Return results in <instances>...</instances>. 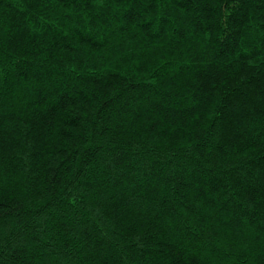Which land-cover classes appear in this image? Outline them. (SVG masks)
I'll return each instance as SVG.
<instances>
[{"label":"trees","instance_id":"1","mask_svg":"<svg viewBox=\"0 0 264 264\" xmlns=\"http://www.w3.org/2000/svg\"><path fill=\"white\" fill-rule=\"evenodd\" d=\"M4 2L11 4V0ZM25 2L27 9L0 11V52L9 47L22 52L12 67L0 71L8 72L15 83L29 78L43 82L33 91L51 104L47 109L50 131L44 140L47 151L63 154L61 138L80 127L82 113H76L73 105L83 91L74 94L72 83L99 79L103 86L114 83L118 88L151 83L156 89L154 99L145 104L136 121L138 129L132 131L142 132L146 124L151 126L152 118L160 117L162 122L155 124L159 139L177 152L168 161V175H152L149 167L144 177L179 188L191 201L186 210L203 221L201 231L227 238L233 250L227 253L231 264H264V211H259L264 207V4L222 0L223 8L198 5L199 15L193 20L188 13L193 12L194 0H173L180 11L173 15L166 9L157 22L156 12L145 16L142 0ZM230 5L234 11L225 28L222 13ZM134 16L141 18L138 30L130 32L126 24L113 26ZM103 86L93 95L101 107ZM146 92L124 87L123 94L139 99ZM6 134L0 129V137ZM92 135L102 136V129ZM97 151L93 162L102 175L119 167L131 173L140 166L131 149L124 158L103 145ZM29 171L28 178L13 174L7 181L24 185L46 201L39 215L23 222L26 239L38 249L53 243L63 249L87 247L99 236V222L113 212L124 219L131 212L139 220L138 210L108 195L116 194L113 188L102 193L103 186L90 180L92 199L79 201L78 208L74 197L65 199L64 176L43 164ZM142 191L154 195L148 182ZM13 192L8 198L16 199ZM97 197H102L99 203ZM129 226H134L131 220ZM36 256L24 246L10 256L0 253V264H39Z\"/></svg>","mask_w":264,"mask_h":264},{"label":"clouds","instance_id":"2","mask_svg":"<svg viewBox=\"0 0 264 264\" xmlns=\"http://www.w3.org/2000/svg\"><path fill=\"white\" fill-rule=\"evenodd\" d=\"M81 2L87 3V0ZM104 2L107 3V0ZM259 2L264 4V0ZM149 5L153 7L149 9ZM198 5L223 8L222 0H194L193 12L188 13L193 20L199 15L195 12ZM14 8L27 9L28 4L25 0H11V4L0 0V11H12ZM166 9L171 10L173 15L180 11L173 7V0H142L141 10H147L145 16L156 12L157 22L159 17L166 14ZM232 11L234 9L230 5L222 13L221 23L225 28L228 25L224 22ZM140 23L141 18L134 16L130 22L121 19L113 26L126 24L131 32L138 30ZM21 55L22 52L13 51L10 47L0 52V69L12 67ZM42 83L32 78L15 83L8 72L0 71V129L7 132L0 137V176L4 177L0 180V253L10 256L16 249L26 246L30 253H37L39 264H193V258L196 264H207L208 261L211 264H231L227 253L233 250L228 247L227 238L223 234L214 236L201 231L203 221L199 215L186 210L191 201L179 188L149 182L144 177L149 167L152 175H168L171 171L168 161L173 160L177 152V149L167 147V142L159 139L155 124L162 122L160 117L152 118L151 126L146 124L142 132L132 131L138 129L136 121L143 114L145 104L154 99L156 89L151 83L133 82L120 88L114 83L103 86L99 79L72 83L74 94L83 91V96H78L73 105L76 113H82V120L80 127L72 129L67 138H61L65 149L63 154L47 151L44 146L50 131L47 109L51 104L44 102V98L33 91V87L39 90ZM101 86L106 88L103 107L99 98H93ZM124 87L146 89L147 92L137 99L131 94L125 96ZM64 90H69L67 85ZM48 94L52 95L50 88ZM105 109H110L107 115L104 114ZM98 128L102 129L103 135L93 136L92 132ZM102 145L120 158H124L131 149L140 166L131 173L119 167L102 175L93 162V153L98 152ZM188 150L187 147L184 149ZM40 164L67 179L65 199L74 197L73 203L78 208L79 201L92 199L90 192L94 190V185L87 182L94 180L96 186H103L100 189L102 193L106 188L115 189L114 196L110 192L108 195L113 200L119 197L120 201L127 202L128 207L138 210L139 220L131 212L128 219H124L118 211L105 216L99 222V236L87 247L72 245L63 249L53 243L38 249L29 244L23 222L39 215L46 201L31 194V190L24 185H10L7 177L18 174L28 178L29 170ZM146 182L152 187L153 196L142 191V185ZM86 183L88 191L84 187ZM13 189L16 191L13 192ZM9 192H13L16 199L8 198ZM101 198H96L97 203ZM164 206L167 208L162 211ZM251 207L255 208V205ZM259 211H264V207ZM129 220L134 226H129Z\"/></svg>","mask_w":264,"mask_h":264}]
</instances>
